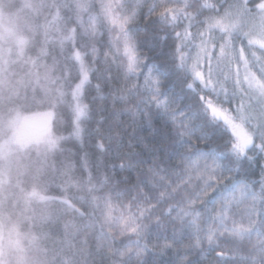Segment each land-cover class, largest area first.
<instances>
[{
  "label": "snow or ice",
  "instance_id": "1",
  "mask_svg": "<svg viewBox=\"0 0 264 264\" xmlns=\"http://www.w3.org/2000/svg\"><path fill=\"white\" fill-rule=\"evenodd\" d=\"M29 7L64 264H264V0Z\"/></svg>",
  "mask_w": 264,
  "mask_h": 264
},
{
  "label": "trees",
  "instance_id": "2",
  "mask_svg": "<svg viewBox=\"0 0 264 264\" xmlns=\"http://www.w3.org/2000/svg\"><path fill=\"white\" fill-rule=\"evenodd\" d=\"M0 14L8 28L0 39L1 143L10 134L7 123L13 113L23 117L54 113V100L43 72L38 76L31 63L37 54L31 39L37 21L29 0H0ZM49 128L54 136H61L56 114ZM61 144L60 137L54 145H20L0 158V168L6 161L0 182V264H64L71 254L70 238L64 235L70 231L65 226L72 223L71 218L49 198L51 163L58 158Z\"/></svg>",
  "mask_w": 264,
  "mask_h": 264
},
{
  "label": "rangeland",
  "instance_id": "3",
  "mask_svg": "<svg viewBox=\"0 0 264 264\" xmlns=\"http://www.w3.org/2000/svg\"><path fill=\"white\" fill-rule=\"evenodd\" d=\"M0 27H3L2 30H0V39H3L6 35L8 28L6 27V24L2 22V16L0 14ZM7 126L10 128V134L9 136L0 143V158L5 159L7 155H9L14 148H18L20 145L21 147L28 146L31 143H49L50 145L56 144L58 139L61 136H54L52 134L51 128L44 132H38L33 129H29L25 126L23 122V116L19 112L13 113L8 118ZM23 133L24 139L19 141L17 139L18 135ZM20 143V144H19ZM5 163L2 164L0 168V182L4 179V174L6 172Z\"/></svg>",
  "mask_w": 264,
  "mask_h": 264
},
{
  "label": "water",
  "instance_id": "4",
  "mask_svg": "<svg viewBox=\"0 0 264 264\" xmlns=\"http://www.w3.org/2000/svg\"><path fill=\"white\" fill-rule=\"evenodd\" d=\"M54 113L52 111L37 112L33 114H27L23 117L25 126L29 129L36 130L38 132L46 131L53 123ZM19 141L24 139V134L18 135Z\"/></svg>",
  "mask_w": 264,
  "mask_h": 264
}]
</instances>
